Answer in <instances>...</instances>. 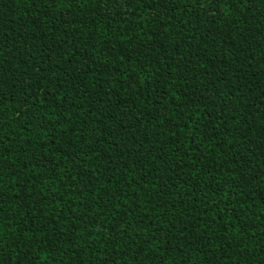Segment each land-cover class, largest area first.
<instances>
[{
	"label": "trees",
	"instance_id": "16d2710c",
	"mask_svg": "<svg viewBox=\"0 0 264 264\" xmlns=\"http://www.w3.org/2000/svg\"><path fill=\"white\" fill-rule=\"evenodd\" d=\"M0 264H264V0H0Z\"/></svg>",
	"mask_w": 264,
	"mask_h": 264
}]
</instances>
